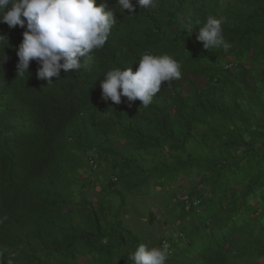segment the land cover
I'll return each mask as SVG.
<instances>
[{
  "label": "trees",
  "instance_id": "1",
  "mask_svg": "<svg viewBox=\"0 0 264 264\" xmlns=\"http://www.w3.org/2000/svg\"><path fill=\"white\" fill-rule=\"evenodd\" d=\"M96 2L117 19L107 43L50 84L36 60L18 75L25 28L0 23V264H131L148 244L131 227V200L145 206L153 190L178 232L159 242L167 264H259L264 0H132L134 12ZM208 16L223 18L229 51L196 40ZM146 53L175 58L181 79L162 83L147 108L103 99L105 73L135 71Z\"/></svg>",
  "mask_w": 264,
  "mask_h": 264
},
{
  "label": "clouds",
  "instance_id": "2",
  "mask_svg": "<svg viewBox=\"0 0 264 264\" xmlns=\"http://www.w3.org/2000/svg\"><path fill=\"white\" fill-rule=\"evenodd\" d=\"M136 4L141 9H151L157 6V0H136ZM117 5L119 10L130 12L136 7L132 0H117ZM0 23H6L10 28H25L17 49L18 75L28 73L30 62L36 60L40 65L37 78L50 84L52 77L59 78L61 70L65 73L79 70L84 66L85 58H90L94 50L102 49L117 19L112 10L103 3L97 4L96 0H0ZM223 23V18H206L196 35L204 49L229 51L231 45L223 36ZM5 39L0 35L3 52ZM6 60L4 54L0 65ZM181 69V63L168 54L146 53L140 57L135 71L129 66L115 67L105 73L100 85L102 98L116 104L121 103L122 97L129 104L138 99L147 108L161 90L162 83L170 85L173 80L181 79ZM97 158L91 153L88 161L92 171L100 173ZM186 200L190 204L187 196ZM168 257L167 243L159 247L142 243L127 255V261L131 264H167Z\"/></svg>",
  "mask_w": 264,
  "mask_h": 264
},
{
  "label": "rangeland",
  "instance_id": "3",
  "mask_svg": "<svg viewBox=\"0 0 264 264\" xmlns=\"http://www.w3.org/2000/svg\"><path fill=\"white\" fill-rule=\"evenodd\" d=\"M100 187L101 184H98L97 190H99ZM186 188L187 186L185 184L184 187L178 188V190L182 191L180 196L186 197L184 193L187 191ZM163 197H165L163 194L153 190V195L144 199L146 203L145 206L140 203L138 204L135 200H131L132 205L140 211V216L134 214L133 211L129 213V218L132 222L131 227L147 241L149 246L159 247V242L162 238L168 239L171 238L172 235L175 236L178 233L173 226V213L167 210V208H171V206ZM178 214L179 212L175 215ZM259 262V264H264V259Z\"/></svg>",
  "mask_w": 264,
  "mask_h": 264
},
{
  "label": "water",
  "instance_id": "4",
  "mask_svg": "<svg viewBox=\"0 0 264 264\" xmlns=\"http://www.w3.org/2000/svg\"><path fill=\"white\" fill-rule=\"evenodd\" d=\"M154 217H155V215H154ZM154 217H153V218H154Z\"/></svg>",
  "mask_w": 264,
  "mask_h": 264
}]
</instances>
